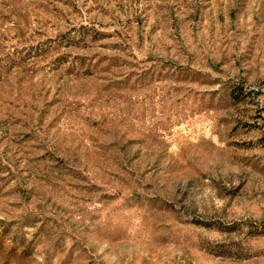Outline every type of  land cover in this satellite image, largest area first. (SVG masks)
I'll return each mask as SVG.
<instances>
[{"label":"rangeland","instance_id":"374dc122","mask_svg":"<svg viewBox=\"0 0 264 264\" xmlns=\"http://www.w3.org/2000/svg\"><path fill=\"white\" fill-rule=\"evenodd\" d=\"M0 264H264V0H0Z\"/></svg>","mask_w":264,"mask_h":264}]
</instances>
